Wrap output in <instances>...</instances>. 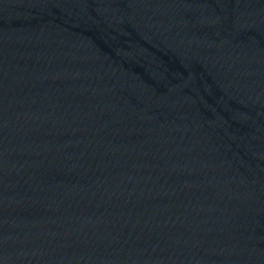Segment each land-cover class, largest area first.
Masks as SVG:
<instances>
[{"label":"water","instance_id":"obj_1","mask_svg":"<svg viewBox=\"0 0 264 264\" xmlns=\"http://www.w3.org/2000/svg\"><path fill=\"white\" fill-rule=\"evenodd\" d=\"M119 39L264 86V0H42Z\"/></svg>","mask_w":264,"mask_h":264}]
</instances>
